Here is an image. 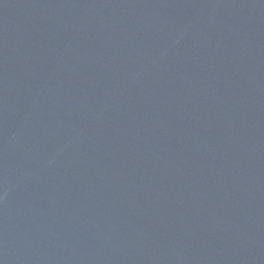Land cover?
I'll return each instance as SVG.
<instances>
[{"label":"water","instance_id":"water-1","mask_svg":"<svg viewBox=\"0 0 264 264\" xmlns=\"http://www.w3.org/2000/svg\"><path fill=\"white\" fill-rule=\"evenodd\" d=\"M0 264H264V0H0Z\"/></svg>","mask_w":264,"mask_h":264}]
</instances>
